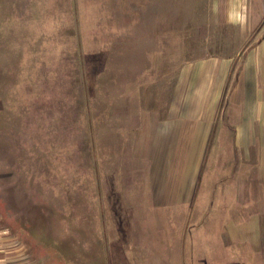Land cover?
<instances>
[{
	"label": "rangeland",
	"instance_id": "374dc122",
	"mask_svg": "<svg viewBox=\"0 0 264 264\" xmlns=\"http://www.w3.org/2000/svg\"><path fill=\"white\" fill-rule=\"evenodd\" d=\"M232 33L210 0H0L6 259L226 264L218 232L197 231L223 224L214 201L195 200L199 183L155 198L148 167L155 123L185 108L184 64Z\"/></svg>",
	"mask_w": 264,
	"mask_h": 264
},
{
	"label": "crops",
	"instance_id": "0c3cea01",
	"mask_svg": "<svg viewBox=\"0 0 264 264\" xmlns=\"http://www.w3.org/2000/svg\"><path fill=\"white\" fill-rule=\"evenodd\" d=\"M210 1L214 23L235 34L184 64L185 108L155 120L149 181L162 200L195 199L199 183L195 200H213L207 215L224 216L197 229L218 232L213 253L226 264H264V0ZM5 244L0 237V264H41L6 259Z\"/></svg>",
	"mask_w": 264,
	"mask_h": 264
}]
</instances>
